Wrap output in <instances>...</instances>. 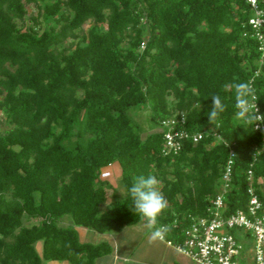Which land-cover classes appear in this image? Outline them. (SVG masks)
<instances>
[{
  "label": "trees",
  "instance_id": "1",
  "mask_svg": "<svg viewBox=\"0 0 264 264\" xmlns=\"http://www.w3.org/2000/svg\"><path fill=\"white\" fill-rule=\"evenodd\" d=\"M29 4L36 15L19 26ZM252 16L246 0H0V124L10 127L0 132V264H95L109 244L81 242L74 226L106 232L146 221L128 191L140 175H155L167 200L152 227L180 243L191 217L207 216L230 151L228 211L246 208L248 170L264 209V151L253 159L264 129L232 88L252 84L264 125V21L255 28ZM213 95L225 108L209 122ZM136 106L160 128L141 136L128 115ZM171 117L203 135L163 154L161 122ZM112 165L121 199L101 176Z\"/></svg>",
  "mask_w": 264,
  "mask_h": 264
},
{
  "label": "built area",
  "instance_id": "2",
  "mask_svg": "<svg viewBox=\"0 0 264 264\" xmlns=\"http://www.w3.org/2000/svg\"><path fill=\"white\" fill-rule=\"evenodd\" d=\"M257 1L246 0L254 10V16L249 18V23L255 28L264 21ZM256 36L260 41L259 48L262 50L263 37L259 32H256ZM263 65L264 51L260 59V66ZM250 86L252 88V84ZM242 109L249 110L255 115V129H264L263 118L253 88L249 100ZM179 122H183V118ZM177 123L178 120L175 117L161 122L164 129L163 154L178 152L181 148V140L185 137H191L193 142L202 138V133L189 134L177 128ZM214 136L219 138L216 133ZM262 151H264V145L258 153ZM233 157L234 152L230 151L207 216L191 217L189 224L183 230L182 242L174 245L179 252L196 264H264V209L263 203L251 183V170H248L246 208L237 209L234 212L228 211L226 195L232 187ZM160 238H163V235Z\"/></svg>",
  "mask_w": 264,
  "mask_h": 264
},
{
  "label": "crops",
  "instance_id": "3",
  "mask_svg": "<svg viewBox=\"0 0 264 264\" xmlns=\"http://www.w3.org/2000/svg\"><path fill=\"white\" fill-rule=\"evenodd\" d=\"M60 224L68 225L71 222L68 217H64ZM74 227L81 242L96 244L105 241L109 244L110 251L97 257L95 264H196L168 241L154 238L152 234L156 229L148 227L146 221L125 226L119 231L97 232L82 226ZM41 250L42 247H37L39 254ZM54 262L53 264H69L67 261Z\"/></svg>",
  "mask_w": 264,
  "mask_h": 264
},
{
  "label": "clouds",
  "instance_id": "4",
  "mask_svg": "<svg viewBox=\"0 0 264 264\" xmlns=\"http://www.w3.org/2000/svg\"><path fill=\"white\" fill-rule=\"evenodd\" d=\"M232 88L236 94V106L239 107L241 104L246 103L248 95L252 92L250 84L247 82H234ZM224 108L225 105L221 97L213 95L211 97L210 110L206 113L209 122L216 118ZM258 151L253 154V159L258 154ZM159 183L158 178L153 174L140 175L134 179L128 190L133 201L134 213L142 216L146 220L148 227H152L155 224L157 216L167 207V200L159 189ZM166 230L165 227L157 228L152 235L154 238H160L163 231Z\"/></svg>",
  "mask_w": 264,
  "mask_h": 264
},
{
  "label": "rangeland",
  "instance_id": "5",
  "mask_svg": "<svg viewBox=\"0 0 264 264\" xmlns=\"http://www.w3.org/2000/svg\"><path fill=\"white\" fill-rule=\"evenodd\" d=\"M36 12H37V8L34 5H32V4L27 5V13H26L25 19L23 21H18L17 22L18 25L24 27V26L30 24L31 23V17L36 15ZM48 25H49V23H44L43 27H46ZM89 25H90V23L87 22L83 26L82 30L78 31V33L82 34L83 32H85L89 28ZM67 43H69V41H67L65 44L67 45ZM139 107L140 106H136V107L129 109L128 115L131 119H133L137 123L138 131L140 132L141 136L144 137L148 133L155 131L158 128H160V126H158L157 123L153 122L150 119V110L148 107H146V106L143 108H139ZM0 117L2 118L1 113H0ZM9 128H10L9 125L5 121H3L0 124V132H5ZM101 171H102V174H101L102 178H106L109 181L110 185H112L113 189L115 190V194H116L117 198H119V199L123 198L126 195V192H125L123 186L121 185L120 174H119L118 168L116 166L112 165V166H107V167L102 168ZM260 182H261L262 194L264 196V181H260ZM113 189L109 188L107 190V199L104 203H102L100 205V211H104L108 208L109 203L112 201L111 198H112ZM32 222H34V221H32ZM87 240H89L91 242H96L93 239H87ZM40 243L36 244V249H37V247L39 249H41ZM38 245H40V246H38ZM53 263H55V262L52 260H43V264H53Z\"/></svg>",
  "mask_w": 264,
  "mask_h": 264
}]
</instances>
